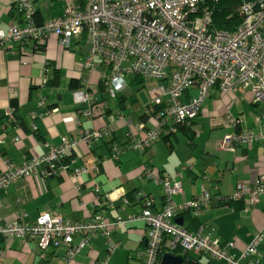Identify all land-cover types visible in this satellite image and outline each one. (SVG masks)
I'll use <instances>...</instances> for the list:
<instances>
[{"label":"crops","instance_id":"1","mask_svg":"<svg viewBox=\"0 0 264 264\" xmlns=\"http://www.w3.org/2000/svg\"><path fill=\"white\" fill-rule=\"evenodd\" d=\"M84 1L33 0L34 18L39 25L46 24L62 16L68 7ZM21 2L0 0L1 30L19 20L17 10ZM72 44L71 50L64 49L58 35L53 34L41 52L20 43L0 47V173L6 170L7 163L20 166L26 159H39L64 140L78 139L84 132L108 131L91 145L79 143L55 175L44 179L39 173L46 168L43 166L37 175L0 189V223L21 220L23 215V221L31 223L44 212L74 222H86L95 215L108 222L121 219L126 224L109 237L119 245L110 257L109 239L98 233L89 238V245L72 264H97L108 257L109 264H142L136 255L147 247L148 226L137 218L144 206L135 197L152 199L155 212L165 206L163 187L145 175V170L150 169L156 177L182 183L183 194L172 199L177 206L194 202L203 192L211 195L206 207L179 215L182 227L192 233L211 235L224 245L235 242L236 247L228 250V255L237 264H264V240L257 249L258 258L244 255L256 235L264 232V196L254 204L247 197L227 203L238 185L250 188L264 176V122L257 121L264 106L255 103L252 91L238 88L223 94L215 88L204 101L190 138L181 133L171 138L162 136L144 153L130 149L114 161L115 147L132 145L127 133L142 121L144 105L134 109V98L126 92L127 88L124 95L128 99L123 102L127 106L110 100L111 111L106 117H86L82 111L88 104L77 103L72 94L81 90L93 93L94 97L97 93L100 98V75L107 69L100 60H96L97 70L84 68L90 50L85 36ZM54 68L62 76L58 87L44 84ZM72 80H78L73 87ZM122 97L123 94L119 99ZM232 118L239 121L236 129L227 126L226 121ZM33 127L37 130L33 131ZM244 130L262 138L233 152L221 149L227 136ZM82 167L89 168V173L73 179L74 171ZM77 184L81 186L79 191ZM134 217L137 220L130 222ZM80 240L77 238L74 243L79 244ZM67 248L42 251L37 238L0 237V264H67L63 259ZM201 257V264H228L206 255Z\"/></svg>","mask_w":264,"mask_h":264},{"label":"built area","instance_id":"2","mask_svg":"<svg viewBox=\"0 0 264 264\" xmlns=\"http://www.w3.org/2000/svg\"><path fill=\"white\" fill-rule=\"evenodd\" d=\"M217 1L86 0L84 4L68 7L62 16L39 25L34 18L33 0H22L20 7L26 23L20 25L15 22L7 30L0 29V47L23 44L31 39L43 46L47 38L55 34L60 45L69 49L75 39L85 36L90 46L86 60L88 70H97L96 60L111 68L100 75L109 98L116 99L127 88L125 75H138L146 82L157 83L151 93L152 103L144 109V114L149 116L147 121L132 126V145L114 148L112 159L117 161L130 149L144 153L164 133L174 132L173 123H185L197 117L203 102L215 88L221 93L233 92L237 87L249 89L255 103L264 105V0H247L243 4L240 9L243 25L235 33L212 28V13L208 5ZM125 63L130 66L123 68ZM193 90H196L194 96L187 100L188 93L190 95ZM74 97L77 103L83 102L88 106L94 99L92 93L83 91L76 92ZM184 100H187L186 103ZM83 114L91 117L88 109ZM257 121L264 122V112ZM238 122L233 118L226 121L227 126L233 129L238 127ZM36 130L33 127V131ZM107 131H87L80 139L64 140L43 157L26 159L20 166L7 163L6 170L0 173V189H7L27 176L37 175L43 166L46 168L39 173L44 179L55 175L57 165L79 143L91 145ZM259 138L262 135L245 130L234 131L222 141L221 149L233 152L237 146H249ZM98 170L99 167L96 168ZM88 173L89 168H78L72 178ZM145 175L163 187L165 206L155 212L152 199L145 196L138 198L143 202L144 209L137 218L148 226L147 247L137 253L138 261L142 264L157 263L158 251L165 243L172 252L180 250L182 253L204 254L212 259L225 260L228 264H237L228 255V250L236 247L235 242L224 245L211 235L205 236L200 231L192 233L177 224L183 212L209 205L212 198L209 193L203 192L188 205L177 206L172 199L183 194L180 181L156 177L150 169L145 170ZM76 187L78 191L81 189L80 184ZM97 190L100 191L99 188ZM261 196H264V176L250 188L238 185L231 200L239 201L247 197L250 204H254ZM23 217L14 222L0 223V237L37 238L42 251L49 247L66 246V263L74 260L89 245L90 237L102 233L109 239L114 231L126 224L121 219L108 222L100 215L86 222L65 220L51 213H42L31 223L23 221ZM137 218H132L130 222ZM77 238H81L79 244L74 243ZM263 240L264 232L258 233L244 255L259 256L257 249ZM118 246L109 239V257ZM0 257H3L2 253ZM109 257L97 264H109ZM248 264L258 263L252 261Z\"/></svg>","mask_w":264,"mask_h":264},{"label":"trees","instance_id":"3","mask_svg":"<svg viewBox=\"0 0 264 264\" xmlns=\"http://www.w3.org/2000/svg\"><path fill=\"white\" fill-rule=\"evenodd\" d=\"M246 1L247 0H218L215 3L209 4L208 7L212 13V22H211L212 28L217 30V31H223V32H228V33H235L236 31H238L241 28V26L243 25V21H244V18L242 17V15L240 13V9ZM81 3H83V1H81ZM17 13H18V17H19V18L18 17L17 18L19 20L16 19V20H18L16 22L19 23L20 25H24L26 23V21L22 17L23 11H22L20 6H18ZM21 45H23V47H26L28 45L31 48V50L39 51V52H41L45 47V45H43V46L38 45V43L36 41H34L33 39H31V40H29V41H27ZM72 47H73V44L71 45L69 50H71ZM103 66L106 67L105 65H103ZM106 69L108 71L111 68L106 67ZM132 76H133V79H132L130 85L136 86L140 89L145 87L147 84L155 83V82H146L143 80V78H141L138 75H132ZM61 77H62L61 72L54 68V71L52 70V72H51V77L49 78L47 85L50 87H58L60 85V82H61ZM77 82H78V80H72L71 81L72 87L75 84H77ZM79 83H80V81H79ZM238 88L243 89L242 87H237L236 90ZM71 89L74 90L77 88H71ZM98 90H100V91L98 92ZM243 90H249V89H243ZM97 92H98V94L100 93L99 94V95H101L100 98H98L97 93H95V96L98 99L94 98L92 101V105L90 104L88 107H86V110L88 109V111L91 113V115L94 116V118H96V117L104 118L111 111V109L109 107L110 98L104 93L105 88L103 86L102 81L99 82ZM195 92H196V90L195 91L193 90L190 95L188 93L189 97L188 98L186 97L187 100L192 98L194 96ZM125 99H128V98L125 97V95L123 94V97L121 99L117 100L118 105L127 106V104L123 103ZM130 100H132V98ZM133 100L135 101V99H133ZM186 101L184 100V103H186ZM150 105L151 104H148L147 106L144 107V109L147 107H150ZM144 109H143V112H141V119H142L141 122L147 121V119L149 117V116L144 114ZM86 110L84 109L82 112H85ZM263 112H264V110L262 111V113ZM200 113H201V111L199 112L198 116L200 115ZM197 117H195L191 120H188L185 123H179V124L173 123L172 126L174 128V132L173 133H164L163 136L171 138V137H175L177 134L181 133L183 135H186L188 138H190L194 134L193 129H194V125H195ZM99 118H97V119H99ZM96 130H101V129H96ZM132 130H133V127H131L130 131L127 133V138L129 139L131 144H132V140H131V136H132L131 131ZM243 146H246V145H243ZM121 147H125V146H121ZM237 147H239V146H237ZM63 162H67V160L65 159ZM128 198L130 199V197H128ZM135 198L138 199L137 197H135ZM232 202H236V201H234V200H231V201L228 200L227 201V203H232ZM188 213H190V212H188ZM60 247H62V246H60ZM60 247H57V248L56 247H49V249L50 248L59 249ZM167 254L181 256V258L183 259V264H201V258H202L201 256H204V254L196 255V254L191 253V252L182 253L180 250L172 252L166 247V244L163 243V244H161L160 249L158 251L159 257H158L157 263H155V264H160L162 257L164 255H167ZM43 256L45 258V255H43Z\"/></svg>","mask_w":264,"mask_h":264},{"label":"rangeland","instance_id":"4","mask_svg":"<svg viewBox=\"0 0 264 264\" xmlns=\"http://www.w3.org/2000/svg\"><path fill=\"white\" fill-rule=\"evenodd\" d=\"M65 49V48H64ZM66 50H69V49H66ZM87 58L88 57H86V60H87ZM130 66V64H124V67L123 68H125V67H129ZM84 68H86L87 70H88V68H87V66H86V61H85V63H84ZM92 71H94V70H92ZM100 79H101V76H100ZM132 79H133V76H131V75H125V78H124V80H125V82L127 83V85H129V86H127V93H130L132 96H133V98L135 99V105H134V109H137V108H139V107H141L142 105H144L143 107H145V106H147L148 104H151L152 103V100H153V95H151V93H152V91H153V89H155L156 88V86H157V83H150V84H147L145 87H143V88H138V87H136V86H131L130 85V83H131V81H132ZM49 80V79H48ZM48 80H44V84H48ZM102 81V80H101ZM102 83H103V86H104V88H105V94L107 95V93H106V87H105V84H104V82L102 81ZM83 86H89V83H83ZM125 89V90H126ZM125 90L123 91V92H121L120 94H118L117 95V98L116 99H111L110 98V100H114V101H117L119 98H120V95H122V94H124V92H125ZM81 90H77V91H74L73 92V97H74V94L76 93V92H80ZM85 93V92H84ZM92 95H93V93H92ZM94 96V95H93ZM108 96V95H107ZM75 98V97H74ZM93 98H96V96L95 97H93ZM75 100H77L76 98H75ZM78 103H83V102H78ZM91 117L92 118H94V116L93 115H91ZM134 127H135V125H134ZM82 136V135H81ZM81 136L78 138V139H80L81 138ZM24 179V178H23ZM22 179V180H23ZM44 213H49V212H44ZM63 259H64V256H63ZM72 262H73V260L70 262V263H67V264H72Z\"/></svg>","mask_w":264,"mask_h":264},{"label":"water","instance_id":"5","mask_svg":"<svg viewBox=\"0 0 264 264\" xmlns=\"http://www.w3.org/2000/svg\"><path fill=\"white\" fill-rule=\"evenodd\" d=\"M121 96V95H120ZM61 164H58L57 167H60ZM177 223L180 226H183L182 219H177ZM160 264H183V259L179 256L167 254L161 260Z\"/></svg>","mask_w":264,"mask_h":264}]
</instances>
